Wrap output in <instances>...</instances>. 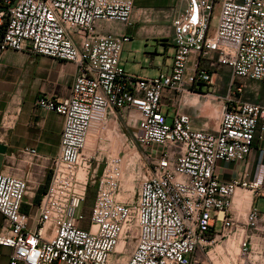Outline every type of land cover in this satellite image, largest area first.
Returning a JSON list of instances; mask_svg holds the SVG:
<instances>
[{
	"label": "built area",
	"instance_id": "1",
	"mask_svg": "<svg viewBox=\"0 0 264 264\" xmlns=\"http://www.w3.org/2000/svg\"><path fill=\"white\" fill-rule=\"evenodd\" d=\"M181 1L185 8L172 18L169 70L139 77L122 64L131 37L106 28L132 26L135 0H0V63L8 51H30L76 66L68 98L38 100L63 116L64 129L35 213L22 211L28 179L0 175V246L10 249L7 264H225L223 255L237 264L230 250L218 263L209 256L223 239L238 240L242 264H264V213L252 207L240 222L231 212L239 188L264 198V165L252 180L244 175L224 182L216 174L220 161L248 160L256 141H264V105L243 101L235 84L237 78L264 83V0ZM222 66L233 79L217 128L197 129L180 111L169 123L168 103L181 104L199 85L210 88ZM14 117L12 110L4 113L0 140ZM119 117L136 118L135 142L144 150L133 201L121 196L125 157L105 146L98 175L100 159L87 150L92 135L107 141L110 120ZM23 154L40 158L35 149ZM93 184L85 228L84 215L76 214Z\"/></svg>",
	"mask_w": 264,
	"mask_h": 264
},
{
	"label": "crops",
	"instance_id": "2",
	"mask_svg": "<svg viewBox=\"0 0 264 264\" xmlns=\"http://www.w3.org/2000/svg\"><path fill=\"white\" fill-rule=\"evenodd\" d=\"M185 8L181 0H135V11L133 14L132 26L126 27L119 24H109L108 31L126 33L131 41L124 45L122 64L125 69L135 76L132 66L127 67L124 62L129 63L133 54L139 53L142 48L135 47L137 40L148 43L164 42L174 46L170 35L172 19L163 20L159 16L158 22L142 19L136 10H153L167 12L174 10L178 15ZM157 21V20H156ZM170 41V42H169ZM159 47H157V51ZM171 63L165 62L161 72L169 70ZM134 70V69H133ZM214 74L218 77L220 84L228 82L231 87V71L227 67L215 68ZM76 66L67 61H62L47 56L37 55L30 51H8L4 54L0 63V123L5 112L12 110L14 113L13 125L6 130L0 140V175H15L27 178L30 190L27 192L22 205V211L28 214L36 212L45 192L48 190L51 178V162L60 149L62 133L64 129V118L54 111H49L38 105L42 97H50L55 102L68 98L71 94L75 80ZM214 78V75H213ZM214 78V83H215ZM237 86H242L243 101L264 105V83L247 78L235 79ZM214 91V86L210 87ZM218 88V87H217ZM198 96L188 92L184 95L182 103L197 107L201 103V96L209 90L208 85H199ZM182 113L188 114L193 121L195 128L206 131H213L217 128L215 121L209 120L206 111L199 113L197 110ZM170 112V111H169ZM190 113V114H189ZM197 116V118H196ZM215 119V117H214ZM35 149L40 158H33L23 154L24 150ZM264 165V141L257 140L252 155L248 160L227 162L220 161L216 167V174L224 182H230L248 175V180L254 179L259 172L260 166ZM246 191L239 188L233 198L231 212L239 219L245 221V215L252 207H256L257 198L254 194L248 198ZM264 213V212H263ZM3 222V215L0 213V226ZM0 264H7L9 261L10 249L0 246Z\"/></svg>",
	"mask_w": 264,
	"mask_h": 264
},
{
	"label": "rangeland",
	"instance_id": "3",
	"mask_svg": "<svg viewBox=\"0 0 264 264\" xmlns=\"http://www.w3.org/2000/svg\"><path fill=\"white\" fill-rule=\"evenodd\" d=\"M136 13L144 20H150L152 23L158 22L159 16L161 15L163 20H170L175 16L174 10H170L167 12L162 11H153V10H136ZM218 12H216L217 14ZM157 20V21H156ZM133 21V19H132ZM216 24V20L213 22ZM214 28V27H213ZM212 28V29H213ZM168 30L172 31L168 27ZM171 41L173 43V34L170 35ZM170 42V41H169ZM164 42H158L155 40L154 42L148 43L143 42L141 40H136L134 42L135 47H141L142 50L133 54L131 58H129V63L124 62L127 67L132 66L135 74L140 75L142 77H156L161 73L163 66H165V62L171 63L173 61V49L169 46V52H167L168 45L163 44ZM157 47L159 50L157 51ZM215 83L214 91L210 92V89L207 92L210 94H203L200 100L201 103L195 107L191 106L190 103L188 105L181 104H172L168 103L170 106V117L168 122H172L173 114L175 111L183 112L184 110H188L187 112L197 110L201 113L202 110L206 111V116L209 120L212 119V124L218 122V118L220 115V109L223 104V98L227 96V94L231 91V88L228 87V82L222 84L221 89L219 88V83L217 81L218 77L214 74ZM218 87V88H217ZM205 92V93H207ZM198 94L195 93V98H197ZM166 112V108L164 110ZM191 113V112H190ZM189 113V114H190ZM215 117V119H214ZM197 118V116H196ZM137 133V120L136 118H122L111 119L109 131L107 132V138L110 141L108 145L107 141L100 139V137L96 134L92 135L89 143H88V153L96 155L100 159V166L97 174L101 175L106 156L108 152L105 149V146L110 150V153L121 154L125 157V168H124V177H123V191L121 193L122 199L135 200L137 197V193L139 190L140 183L143 179V172L139 171L138 167H142L144 161V150L139 147L135 142V135ZM97 184H93L88 188L87 197L84 203L80 206L77 211L76 217L80 214L84 215L85 221L83 225L85 228L88 227L91 217L92 208L94 206L95 198H96ZM246 195L250 198L253 194L250 191H246ZM256 208L261 212H264V198L258 197L256 201ZM231 241L228 242L227 239L219 240L218 243L211 246L209 249H213L210 252L209 256L212 258V261L218 263V257L224 250H230L232 253L233 260H236L237 264H242L244 262L243 258L239 256V245L238 240L235 241L234 245L231 246ZM205 254H202V259H206ZM223 261L225 264H232L231 260L226 258L223 255ZM209 264V262H208ZM246 264V263H245Z\"/></svg>",
	"mask_w": 264,
	"mask_h": 264
},
{
	"label": "bare ground",
	"instance_id": "4",
	"mask_svg": "<svg viewBox=\"0 0 264 264\" xmlns=\"http://www.w3.org/2000/svg\"><path fill=\"white\" fill-rule=\"evenodd\" d=\"M230 241L232 242V243H231V246H233L234 243H235V240H228V242H230ZM123 260H124V259H123Z\"/></svg>",
	"mask_w": 264,
	"mask_h": 264
}]
</instances>
